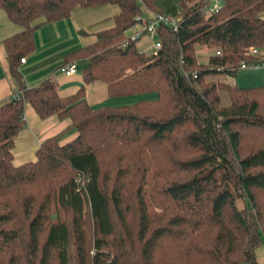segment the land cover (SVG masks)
Returning <instances> with one entry per match:
<instances>
[{
  "label": "trees",
  "instance_id": "1",
  "mask_svg": "<svg viewBox=\"0 0 264 264\" xmlns=\"http://www.w3.org/2000/svg\"><path fill=\"white\" fill-rule=\"evenodd\" d=\"M176 1V31L159 27V49L144 55L123 45L124 32L144 13L162 14L154 0H0L21 28L2 43L18 98L0 103V264H259L264 79L237 88L207 77L256 64L246 53L264 49V0H226L208 16L205 0ZM102 5L118 8L113 27L67 55L66 65L84 62L77 92L61 98L50 79L26 88L18 65L35 30ZM197 49L211 51L204 64ZM93 82L109 98H156L93 109L84 95ZM26 105L68 119L76 136L49 138L35 162L14 167Z\"/></svg>",
  "mask_w": 264,
  "mask_h": 264
},
{
  "label": "crops",
  "instance_id": "2",
  "mask_svg": "<svg viewBox=\"0 0 264 264\" xmlns=\"http://www.w3.org/2000/svg\"><path fill=\"white\" fill-rule=\"evenodd\" d=\"M171 1L154 0L157 8L169 16L174 12ZM174 2L178 14L177 1L174 0ZM117 13L118 8L112 5H102L92 9L76 7L70 12L68 18L40 25L33 34V52L25 56L23 63L19 62L18 65V71L25 87L33 88L42 81L50 79L55 83L59 97L64 98L75 94L82 86L81 70L84 62H76V73L72 76H65L60 69L68 63L67 55L93 43L97 33L112 28V18ZM20 31L21 28L12 24L5 13L0 10V103L6 101L17 90L15 82L9 75L2 43ZM125 37L126 32H124ZM154 38L148 36L140 38L135 43L137 50L138 46H143ZM198 51L205 52L206 50L199 49ZM84 95L86 103L93 109L119 106L109 103L115 98L107 96L106 85L102 82L85 85ZM69 125L68 119L60 120L55 116L41 119L26 105L23 126L13 141L12 165L18 167L35 162L36 150L42 142L49 138L60 136L59 145L71 141L76 133L69 129ZM255 258L259 264H264V244L255 251Z\"/></svg>",
  "mask_w": 264,
  "mask_h": 264
},
{
  "label": "built area",
  "instance_id": "3",
  "mask_svg": "<svg viewBox=\"0 0 264 264\" xmlns=\"http://www.w3.org/2000/svg\"><path fill=\"white\" fill-rule=\"evenodd\" d=\"M226 0H205L201 8V13L205 16L216 14L223 6ZM159 27H167L172 31L177 29V20L170 18L163 14L144 13L134 19V22L127 28L125 42L123 45H129L130 43H136L143 36L150 38L155 37V31ZM151 55H155L159 49V44L151 45ZM247 56L257 58L256 64L245 65L240 64L239 70L245 69H256L264 66V60L261 50L256 48H249L247 50ZM216 56H219V52H215ZM24 59H20L19 62L22 64ZM77 63H72L62 67L60 72L65 76H72L76 73ZM12 99H17L18 94L11 95Z\"/></svg>",
  "mask_w": 264,
  "mask_h": 264
},
{
  "label": "rangeland",
  "instance_id": "4",
  "mask_svg": "<svg viewBox=\"0 0 264 264\" xmlns=\"http://www.w3.org/2000/svg\"><path fill=\"white\" fill-rule=\"evenodd\" d=\"M172 2V9H173V14L171 16L166 15L162 12L163 15H166L170 18H174L177 20V11H176V5L174 0ZM169 3V2H168ZM264 17V13L262 15ZM102 24V23H101ZM100 25V24H99ZM157 40L154 38L151 41H148L146 44H143V46H138V50L142 52L145 55H150L151 54V44L155 45ZM199 49L196 50V55H197V61L200 64H204L206 60L208 59L209 55L211 54V51L206 50L205 52L203 51H198ZM205 50V49H204ZM262 55H263V60H264V49L261 50ZM263 77H264V66L259 67L257 69H245V70H238L235 75L232 77H228L223 74H213L207 77L208 81H215V82H223L229 85H235L237 88H251V87H257L262 84L263 82ZM219 99H220V106L225 107L228 105V94L224 91L218 92ZM156 98V95L153 93H148V94H143V95H132L128 97H123V98H115L111 99L109 103L111 104H116L119 106H113V107H123V106H131L137 103L138 101L141 100H154ZM111 107V106H109ZM250 144V142H248ZM247 143V144H248Z\"/></svg>",
  "mask_w": 264,
  "mask_h": 264
}]
</instances>
